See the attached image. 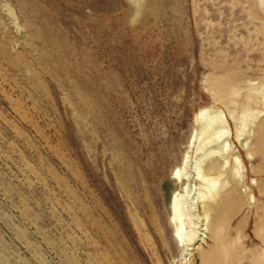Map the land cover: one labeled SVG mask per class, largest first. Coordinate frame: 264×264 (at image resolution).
<instances>
[{
  "label": "rangeland",
  "instance_id": "374dc122",
  "mask_svg": "<svg viewBox=\"0 0 264 264\" xmlns=\"http://www.w3.org/2000/svg\"><path fill=\"white\" fill-rule=\"evenodd\" d=\"M263 94L264 0H0V264H264ZM206 110L241 169L182 243Z\"/></svg>",
  "mask_w": 264,
  "mask_h": 264
},
{
  "label": "bare ground",
  "instance_id": "6f19581e",
  "mask_svg": "<svg viewBox=\"0 0 264 264\" xmlns=\"http://www.w3.org/2000/svg\"><path fill=\"white\" fill-rule=\"evenodd\" d=\"M219 113L217 111L209 112L208 110H206V111H202L199 115L198 118L199 133H196V137L198 136L204 137V141L202 145H200L195 151V157H194V162L192 163V172H191L193 175L189 177L190 172L186 173V171L189 170L188 163L187 165L185 164L183 167L177 170L175 173V178L178 182H183L184 180L183 177H187L189 183L193 185H195L194 184L195 181L200 182L199 185L200 189L199 191H197L198 192L197 197L193 198L192 202L187 203L186 201L180 199L181 197H179L176 194H172V197L169 199L171 218L173 223L177 227L176 234L178 233V236L181 240L180 242L182 243L185 239L184 236H187V234L186 235L184 234V224L186 222L185 220L189 219L190 223L192 224H193L192 222L193 220H197L198 222L199 217H196L197 214L196 210L198 205L202 207L204 212H209L213 210L214 209L213 207L218 203L219 191L217 189V186L221 180L220 178L224 174H226V169L229 165L230 156L233 159L234 164L236 165V169H235L236 171L234 172L238 173L239 170L241 169L240 168L241 160L239 155H237L236 153H231L227 156V153L230 151L232 147L231 141L229 139L230 133L225 130V126L223 122L224 116L222 117L221 113L220 114ZM249 114L251 115V111ZM244 126L246 127V123H244ZM240 132L243 133V131ZM242 145L244 147L246 146V144H242ZM214 158H219V159L218 161L209 164L210 161ZM184 170L186 171L183 172ZM208 218L209 217L206 216L204 218L205 221H207ZM204 238H205L204 234L199 233L197 236V240L194 243H192L191 246L196 248V245L202 243L204 241ZM193 250L195 249L189 248V250L187 251L189 252Z\"/></svg>",
  "mask_w": 264,
  "mask_h": 264
}]
</instances>
